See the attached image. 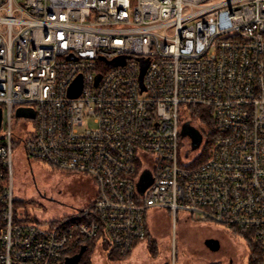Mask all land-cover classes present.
I'll return each instance as SVG.
<instances>
[{"label":"built area","instance_id":"obj_1","mask_svg":"<svg viewBox=\"0 0 264 264\" xmlns=\"http://www.w3.org/2000/svg\"><path fill=\"white\" fill-rule=\"evenodd\" d=\"M0 106V264H64L89 240L128 256L150 208L247 231L264 264V0H0ZM22 106L36 114L27 137ZM183 107L204 135L187 155ZM19 143L92 177L95 198L30 222Z\"/></svg>","mask_w":264,"mask_h":264},{"label":"rangeland","instance_id":"obj_2","mask_svg":"<svg viewBox=\"0 0 264 264\" xmlns=\"http://www.w3.org/2000/svg\"><path fill=\"white\" fill-rule=\"evenodd\" d=\"M181 120L189 121L188 108L183 107ZM196 119L193 118L188 126L196 128ZM94 127V122H89ZM13 128L23 137L34 131V121L26 118L14 117ZM184 142L181 149L185 155L194 152V143L189 139L187 132H181ZM21 143L15 147V172L18 208L25 211L30 222L38 219H49L64 213L72 212L92 201L97 194V185L87 174L61 170L53 167L46 161H32L21 150ZM148 220L153 232L152 241L156 245L157 253L152 255L144 247L139 246L131 256L124 259L108 258V245L105 249L98 248L91 257V264H165L174 258L182 260L184 264H228L232 259L238 260L240 247L245 251L241 264H249V252L246 241L241 237L235 239L228 236L232 232L223 225L202 223L196 216L179 212L176 217L166 209L150 208ZM45 227L47 223L42 224ZM213 227V228H211ZM212 236L221 239L220 248L212 250L206 240ZM148 250H149V245ZM118 258V257H117Z\"/></svg>","mask_w":264,"mask_h":264},{"label":"water","instance_id":"obj_3","mask_svg":"<svg viewBox=\"0 0 264 264\" xmlns=\"http://www.w3.org/2000/svg\"><path fill=\"white\" fill-rule=\"evenodd\" d=\"M146 70V67H144L142 69V74H141V79L143 78V75H144V72ZM101 77V75H98V79ZM81 79L77 80L74 85L72 86V88L70 89V95L71 96H78L80 94V91H81ZM15 115L16 117L18 118H30V119H34L36 117V114H35V110L33 107H18L16 109V112H15ZM2 122H3V109L2 107L0 106V131H1V128H2ZM189 123H185L183 125V129H182V132L185 131L187 133H192V130L194 128H190L188 126ZM193 137L195 139V143L193 144L194 147L193 149L196 150L200 147L201 143H202V133L197 129L195 128V130L193 131ZM151 181L150 179V175L149 173H146L144 174L143 178H142V181L140 183V186L142 188H145L146 185ZM206 244L209 248H211L212 250H218L220 248V242L218 239H215V238H209L206 240ZM87 249V245H83L80 249L79 252L71 255V256H67L65 258V261H64V264H81V258L84 254V252L86 251Z\"/></svg>","mask_w":264,"mask_h":264},{"label":"trees","instance_id":"obj_4","mask_svg":"<svg viewBox=\"0 0 264 264\" xmlns=\"http://www.w3.org/2000/svg\"><path fill=\"white\" fill-rule=\"evenodd\" d=\"M211 143H212V141H211V137H210L209 141H208V143L204 149L202 157L200 159L201 161L207 157L209 150H210ZM19 201L20 200L17 198L16 199V205L17 206H18ZM232 233L236 237H241L246 241L247 249L249 252V264H257V262L259 261V258H260V249L258 248V244L253 241L249 232L234 230ZM146 241H147V245H149L150 253L152 255H156V253H157L156 245L154 244V241H152L150 233H148ZM86 243H87V249L81 258V264H91V257L93 255V253L96 251V247H97V241L96 240H89ZM78 251H80V249H77L76 251H73L70 254L73 255V254L77 253ZM108 258L112 261L114 259H119V260L124 259L123 256L120 255L117 251H115L114 249L113 250L109 249V248H108Z\"/></svg>","mask_w":264,"mask_h":264},{"label":"flooded vegetation","instance_id":"obj_5","mask_svg":"<svg viewBox=\"0 0 264 264\" xmlns=\"http://www.w3.org/2000/svg\"><path fill=\"white\" fill-rule=\"evenodd\" d=\"M195 129H193L192 130V133H193V131H194ZM199 130V129H198ZM200 131V130H199ZM201 132V131H200ZM192 133H187L188 134V136H189V139L193 142V143H195V139H194V137H193V134ZM202 133V132H201ZM202 135H203V133H202ZM203 138H204V135L202 136V141H203ZM228 236H230L231 238H233V239H235V235L232 233V234H230V233H228ZM211 238H215V239H218L219 240V242L221 241V239L219 238V237H217V236H212ZM240 251L238 252V254H239V256H238V260L236 261V262H234V260H232V259H230L229 260V262H228V264H241L242 263V256H244V251H245V247L244 246H241L240 247V249H239ZM239 258H241L240 260H239ZM165 264H169V262H167V263H165Z\"/></svg>","mask_w":264,"mask_h":264},{"label":"crops","instance_id":"obj_6","mask_svg":"<svg viewBox=\"0 0 264 264\" xmlns=\"http://www.w3.org/2000/svg\"><path fill=\"white\" fill-rule=\"evenodd\" d=\"M211 228H213V227H211ZM149 233H150V236L152 237L153 232H152V230H151V224H150V221H149ZM210 237H211V236H210ZM139 246L144 247L145 251L147 250L148 253H149L148 246H147V241H142V242L138 243V244L133 248L132 252L130 253L131 256L134 254V252L136 251V249H137ZM217 260H218V259H217ZM217 260H214V261H213V264H217V262H218ZM171 261H172V260H171ZM171 261H169V264L171 263ZM175 262H176V264H184V263H183L184 261L181 260V261L179 262L178 258L175 259ZM204 264H207V263L205 262Z\"/></svg>","mask_w":264,"mask_h":264},{"label":"bare ground","instance_id":"obj_7","mask_svg":"<svg viewBox=\"0 0 264 264\" xmlns=\"http://www.w3.org/2000/svg\"><path fill=\"white\" fill-rule=\"evenodd\" d=\"M148 222H149V220H148Z\"/></svg>","mask_w":264,"mask_h":264}]
</instances>
